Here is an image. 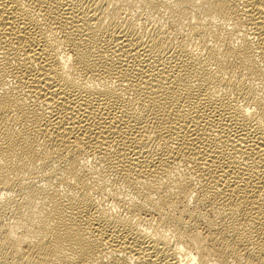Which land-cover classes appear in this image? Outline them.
<instances>
[{"label":"bare ground","instance_id":"1","mask_svg":"<svg viewBox=\"0 0 264 264\" xmlns=\"http://www.w3.org/2000/svg\"><path fill=\"white\" fill-rule=\"evenodd\" d=\"M0 264H264V0H0Z\"/></svg>","mask_w":264,"mask_h":264}]
</instances>
